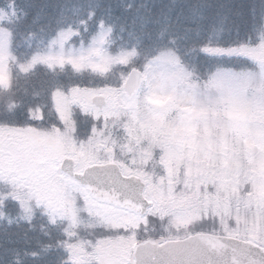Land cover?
<instances>
[{"label": "rangeland", "instance_id": "rangeland-1", "mask_svg": "<svg viewBox=\"0 0 264 264\" xmlns=\"http://www.w3.org/2000/svg\"><path fill=\"white\" fill-rule=\"evenodd\" d=\"M153 1L159 4L158 26L166 31L176 0ZM187 1L192 5L188 28L201 38L188 43L201 45L199 49L189 46L187 52L174 53L171 40L167 51L139 67L142 59L135 64L136 55L109 48L110 31L100 27L86 42L59 32L34 49L27 60L30 68L16 65L27 73L16 80V97L4 98L3 111L14 112L23 103L24 113L18 123L0 121L12 125L0 126L1 237L15 240L23 233L30 242L43 238L47 243L32 244L28 253H50L46 264H132L139 241L177 240L197 228L264 249V84L258 80H264V8L258 6L260 13L245 22L238 45L224 47L221 37L229 20L220 17V8L214 7L212 18L198 23L206 36L196 20L204 0ZM2 16L0 10V21ZM180 26L186 28L185 22ZM12 35L11 26L0 27L3 86L12 77L9 63L15 61ZM245 59L250 62L243 63ZM39 62L47 71L36 77L30 70ZM65 66L70 72H54ZM130 69L141 72L132 96L123 90ZM37 84L43 90L38 105L31 103ZM96 95L106 100L102 110L91 103ZM142 139L148 145L140 165L133 148L142 145ZM161 142L180 145L187 159H175L181 154ZM155 149L162 151L157 159ZM65 158L73 159L77 170L94 163L119 164L123 174L143 180L152 208L140 218L95 202L61 173ZM181 164L188 173L183 179ZM39 209L44 219L34 225L31 220Z\"/></svg>", "mask_w": 264, "mask_h": 264}, {"label": "trees", "instance_id": "trees-1", "mask_svg": "<svg viewBox=\"0 0 264 264\" xmlns=\"http://www.w3.org/2000/svg\"><path fill=\"white\" fill-rule=\"evenodd\" d=\"M158 5L153 0H0V10L4 15L0 21V27L8 24L13 28L10 47L15 61L9 63V74L12 73L13 79L24 76L27 72H19L15 68L16 65L24 63L28 64L30 68L32 64L27 63V60L34 49L40 48L42 40L50 39L59 32L72 34L75 40L86 42L89 35L95 34L98 28L103 27L110 31L107 39L110 41L109 48L120 49L125 54L129 52L136 55L135 64L142 59L139 62V67L142 62L154 60L158 54L167 51L172 44L169 42L171 40L175 42L170 50L174 53L187 52L189 46L193 49L201 48L199 44L190 45L188 43L190 38H200L196 30L191 31L188 28L191 27L188 16L192 9L191 3L187 0H176L174 13L167 17L170 24L166 31L161 30L158 26L159 19L155 13ZM261 5L262 10L264 8L262 0H204L198 10L197 25L200 28L201 25L198 23L212 18L213 8L219 7L220 17L222 16L225 22L226 19L229 20L224 26L226 33L221 37V44H225L224 47L236 46L241 39L239 34L245 28V22L248 21L252 13H260L258 6ZM9 14L13 15L12 19H8ZM181 21L185 22L186 28H181ZM155 25H157V29H155ZM201 31L206 36L208 35L206 29H201ZM30 35L33 36L31 41ZM165 35L164 40L158 39ZM97 36L98 34L95 35V37ZM233 36L235 37L234 43H227L226 38ZM127 59L121 58L120 60L126 61ZM188 60L190 57L186 58V61ZM129 62H133V59H130ZM182 62L185 64V61ZM57 69L63 71L58 74L70 72L69 66L56 67L54 72ZM30 71L37 72V77L44 75L47 69L44 63L39 62ZM83 73L85 74V72ZM258 80L264 84L263 79ZM39 91L41 90L39 89L38 93ZM31 101L38 105L36 98ZM22 105L23 103L20 104L19 109L17 104V107L13 109L14 112L10 109L8 114L0 117V121L20 118V114L24 113ZM44 108L47 110V107ZM46 243L39 236L34 237L33 242H30L29 235L23 233H18L15 240H8L5 236L1 237L0 235V264H46L47 258L53 257L49 255L50 253L48 256L33 257H30L28 253L30 249V251L33 250L32 244H42V247Z\"/></svg>", "mask_w": 264, "mask_h": 264}, {"label": "water", "instance_id": "water-1", "mask_svg": "<svg viewBox=\"0 0 264 264\" xmlns=\"http://www.w3.org/2000/svg\"><path fill=\"white\" fill-rule=\"evenodd\" d=\"M140 73L131 71L124 89L131 96L138 88ZM92 103L104 105L96 96ZM65 160L61 169L86 188L95 200L143 214L151 205L142 196L144 185L133 176L124 177L112 164L93 165L73 173ZM69 168H68V167ZM133 264H264V250L250 242L211 234H195L163 244L145 242L133 252Z\"/></svg>", "mask_w": 264, "mask_h": 264}, {"label": "flooded vegetation", "instance_id": "flooded-vegetation-1", "mask_svg": "<svg viewBox=\"0 0 264 264\" xmlns=\"http://www.w3.org/2000/svg\"><path fill=\"white\" fill-rule=\"evenodd\" d=\"M135 158H137V157H134V159H135ZM139 158L146 159L145 156H143V157H139ZM76 165H77V164L74 165L73 170H74V172H79L80 170H79V169H78V170L76 169V168H77ZM146 191H147V187H146V185H145V188H144V195H145V192H146Z\"/></svg>", "mask_w": 264, "mask_h": 264}]
</instances>
